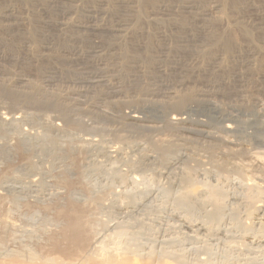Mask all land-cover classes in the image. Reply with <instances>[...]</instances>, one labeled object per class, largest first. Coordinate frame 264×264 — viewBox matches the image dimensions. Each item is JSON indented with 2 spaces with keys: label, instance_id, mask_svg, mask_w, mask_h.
Returning a JSON list of instances; mask_svg holds the SVG:
<instances>
[{
  "label": "rangeland",
  "instance_id": "rangeland-1",
  "mask_svg": "<svg viewBox=\"0 0 264 264\" xmlns=\"http://www.w3.org/2000/svg\"><path fill=\"white\" fill-rule=\"evenodd\" d=\"M51 1L53 0H0V17H1L0 18V66H1L0 69L4 68V70H9L10 72L16 75L21 74L24 76H31L33 79L31 77H29V79L32 82L36 83V85L38 86L41 85L40 87L43 90L47 91L49 89L47 92L52 93L54 91V93H57L55 91H58L60 93L61 90L62 91H67V90L76 91L77 89L82 90L80 85L71 84L73 83V81L68 79V77L66 76L67 73H65L67 72L66 71L67 69L68 70L70 68L73 70L77 69L78 72L82 70L83 71L86 70L85 73L84 72L81 73L88 74L89 76H95L97 75L96 73H99L98 69L101 70V68L98 66L97 69L96 67H94V65L98 62L100 64H102V62L103 63L105 62L104 64H106V68H108L107 70L110 72V76L113 80V81L111 80V82H113L112 84L114 85L117 84V90L122 92V94L120 93V96H118L119 98L117 97L116 100L114 99V102L118 103V104L115 103L117 104L116 107L113 106L115 104H112L110 106L111 107L110 109L114 112V114L116 112L115 115L120 116V113L122 112L123 109L124 110L127 109L126 111H129L132 109L135 110L136 108L137 112H139L142 115L144 114L143 116L153 120L154 119L157 120L160 119L159 112H152L150 110L149 111L143 110V112H141L140 109L137 108L134 103L139 102L138 100H140L142 95L145 93L143 92L145 88L153 89L155 88V85H157L160 82V78L157 77L158 75L155 78L154 75H150V73H147L149 72V69L152 68V63H156V59H159L158 56L161 59L164 58L167 59L169 56V59L166 60L167 63L164 64V66L165 65L166 66L163 67L162 70L163 73L164 71H166L165 75L174 78V79L173 78L170 79L169 77L170 81L168 82H170L171 85L179 86V84L186 82L189 84L192 83L190 84V86H194L192 87V89L194 88V90L197 89L196 87H199L198 90L205 88H206L205 90H207L208 88L215 90L217 88L216 91L219 88H221L219 89L220 91L218 90L216 93L218 94V96L214 98V101L216 100L215 103L218 104L220 107L224 108V111L221 114L213 112L212 110H209L207 108L205 109V108L195 107L190 112H187L186 115L191 119L194 118V120L198 119L206 123L208 122L211 126V132L214 135L217 134L216 135L217 137L219 138L221 137L220 139L224 138L223 140L226 139L227 141H230L233 144L235 143V145H240L243 143L242 145L246 146V148L248 149L246 151V155L249 157L250 156L257 157L256 155L262 154V152L264 153V127H262L264 126L263 123L264 107L252 109L249 112L244 113L243 111L240 112L241 110L236 109L237 105L239 104L238 103L239 100L232 99L233 94L234 95L236 94V92L234 93L233 90L235 86H236V90H238L237 85L235 84L243 83L242 85L246 86L244 87L245 88L244 90L246 92L248 91L247 92L248 94L246 93V97L248 98L246 99L249 100L250 98H253L255 95L254 98H258L259 101L262 100L261 103L264 106V88H263L264 87V83H263L264 82V62H263L264 37L259 35V31L261 30L258 31L257 29V31H254L252 43L251 42L249 43L248 40H246L239 33L240 29H247V30L253 28L255 29L254 25L257 24H260V26L264 29V0H233V4H231L230 0H162V1L156 0L151 4L150 3L144 4V0H129V1L127 0V2H130L133 5L132 6L130 4L129 5L130 8L126 5L122 4L124 6L123 7L121 4H119L120 0H72L73 2L71 3L68 1L62 4L57 2L56 3L57 5L54 6L48 5L49 2ZM122 1H126V0H122ZM157 1L165 2L168 5H172V6L174 5L173 6L174 9L170 11H167L168 10L167 9L166 12L163 9L154 10L155 8L153 6H155L154 4ZM180 2H191L192 3V4L190 3L191 8L192 6L193 8L189 11L191 12L193 10L194 13L209 11L211 9V6L213 5V2L215 3L219 2L223 4H222V8L219 11V14H214L212 16L213 18L207 19L206 21H203L201 23L200 21L198 22L196 20V17L193 12L190 13V12H186V10L178 9L177 7H180V5L178 6ZM6 7L14 8L13 9V11L15 12L14 15L18 19V21L15 22L14 20L8 21V19L4 18L5 14H3L2 16V12L3 10H5ZM86 11H89V13H86ZM97 11H100L102 14L100 12L98 14ZM160 11L161 13L158 15ZM94 12L97 14L94 15L95 14ZM104 12L105 13L108 12V13L105 14ZM188 13H190L191 15ZM91 14H93L94 16ZM87 15H89L91 19ZM95 16L98 19L95 18ZM123 16L124 19L127 18V21H129V24H131L130 29L135 27L136 29L139 30L157 32V36L160 34L164 35L165 33L164 38L166 40L165 39H159L160 41L152 40L150 42V45L145 51L143 50L134 51L133 48L135 46H136L135 48L143 47V43L146 42L145 36H140L142 38L140 37L138 38L128 35L127 38L119 39L117 36H113L110 33L106 34V31L108 30L111 31L115 29L119 21L123 20V19L119 20ZM73 25L74 27L76 25L77 26L81 25L80 27H83L85 25V27L91 30H86L87 32H84L85 31L84 30L83 32H78L75 34L73 30H71V27L72 29L74 28ZM206 27L211 29H217L220 31H227L232 33L234 32L235 37L234 34L232 33L231 34L232 37L237 39L236 42L239 45L238 47H240L239 50H237V52L234 51V49L232 50L230 49V51L227 50L224 51L223 48H221V46L210 47L206 45V47H204L202 43L205 41H202L196 44V46L199 47L197 48L198 49V53H197L191 47L188 48L185 45L181 46L180 45L181 43H179L178 41L177 43H175L176 37H178L181 31H184L185 29H190L193 32L199 33L201 32L202 28H206ZM94 28H96L95 31ZM163 40L167 41L168 44ZM125 44L126 47L124 46ZM166 44L168 45L167 47L165 46ZM122 45L123 47H121ZM155 45H158V47L160 48L159 49L160 51L158 50V47H157L158 51L153 50L154 52L153 54L155 55L157 54L156 56L151 54L152 53L151 48L154 47ZM201 45L203 48H200ZM162 47L168 51L166 50L162 51L161 50ZM248 49L250 50L249 53L247 52ZM169 50L171 51L170 53ZM178 50H180V52ZM191 50L193 51L191 52ZM244 51L245 53L247 52L246 54L249 57L247 58L248 62L249 59L250 60L253 59L250 62L251 64L248 62L245 63V61L241 59H236L238 57L237 55L239 54V52L243 56L245 54L243 53ZM127 52L129 55H127ZM182 52H184V55ZM228 52L230 53L226 54ZM233 52L236 53L234 54ZM250 53L251 54L253 53L254 55L253 54L251 55ZM92 54L95 56H90ZM130 54L131 55L133 54L132 57H130L131 56ZM162 54H164L165 57H163ZM134 55L135 56L138 55L137 56L138 58L135 57L137 58L135 60H138L140 57L138 61L140 62V64L138 66L141 67V70H139V72L137 73H134L127 67L131 61H134L133 59L132 60L130 59L133 58ZM145 55L148 57L146 58ZM221 55L224 57V59L222 58L223 61L220 67H217L216 65L213 67L214 58L219 57ZM231 55L233 56V58L234 56L235 57L237 56L234 61ZM97 56L99 57L96 58ZM152 56L154 57L152 58ZM181 56H183L184 58ZM254 57H255V61H254ZM150 58L151 60H149ZM114 59H116L117 61ZM172 59L174 61H171ZM126 60L128 61L130 60L129 63H126ZM147 61L149 63H146ZM170 61L174 63L176 62V64H173L172 66ZM64 62H68V63L70 62L72 64L65 65ZM91 62L92 65L90 64ZM193 62H194V66H193ZM224 62H226V64L222 65L224 64ZM80 63L82 64L84 63L83 67L82 64ZM187 63H189L188 65L190 66H187ZM156 65L157 64H154L153 67H155ZM175 65L176 67H174ZM246 65L247 66L251 65V66L247 67ZM63 66L64 68H62ZM87 66H89L90 69H88ZM61 68L65 71L61 70ZM78 68L79 69L82 68V69L79 70ZM93 68H96L98 71L95 69L94 71ZM220 68L222 71H220ZM47 70L53 72L56 81L59 82L54 81L56 84L54 83L52 85H49L46 82H44L41 79V77L43 76L42 75L43 72H46ZM146 70L147 72H145ZM238 70H240L239 73ZM89 71L91 73L93 72L94 75L89 74ZM145 73L150 75V78L148 75L146 76ZM136 74L139 77L141 76L140 79L142 77L146 79L145 80L142 78V82L140 86L139 84L134 85L136 83L132 82V77L129 78V76L132 75L136 76ZM236 74L239 75L235 77L234 75ZM241 76L242 79H239L241 78ZM152 77L155 78V79L153 78L155 82L152 80ZM219 77L221 78L223 77L222 81L218 80V84L220 83L218 85L219 87L215 86L214 89V87L213 88L211 87L213 86L212 84L211 86L210 84L209 86H207L208 84L205 81L210 80L211 78L213 79L216 78L215 80H217L219 79ZM78 79H76L74 82H76ZM174 80L176 84L174 83ZM241 80H243V82ZM224 81L226 82L224 83ZM81 82H83V79ZM143 82H145L144 85ZM204 82L206 83V85H203L205 84ZM68 86L69 88H67ZM77 86L78 88H76ZM106 87L107 86H101L100 88L99 87L93 88V91H91L93 93L90 92V90H92V87L91 89L85 87L84 90L86 92L88 91L87 95H85L86 97L85 101L91 100L92 102L94 100H97L99 96L100 97L98 99L101 100L103 99L105 101L106 99H108L109 101L110 100L109 97L111 96V94L109 92V89H107ZM99 89L105 90V93L104 91H101ZM226 89L230 90L229 91L230 95L224 92ZM95 92L98 93L100 92V95L98 93L95 94ZM147 93H149V91ZM219 94L223 95L224 97ZM226 94L229 95L230 97L232 94V98H229V96H227ZM144 95L142 99L144 98ZM93 97L95 98L93 99ZM126 97L130 101H128ZM133 98L134 99L137 98V100H134ZM234 98L237 97L234 96ZM243 103H245V101ZM4 107L7 106L5 105ZM36 107H37L36 105L29 106V108H36ZM9 108L7 107V109ZM15 109L21 110L23 108L20 109L15 108ZM9 110L12 109L10 108ZM49 110L50 109L47 110L38 109V112L41 114L45 112L44 115L46 117V120L48 121L51 118L50 122H52L54 120L52 118H57L58 116L56 113L52 112V110L50 111ZM52 113H54V115ZM229 122L231 124H229ZM226 124H229L230 127L232 126V128L228 130L225 129L224 127ZM21 126H22L21 128L22 130L29 129V126L26 123L21 124ZM37 131H39V129H37ZM157 137L155 141L157 140L158 143L159 142L162 143L163 141L162 137L163 139L165 138L164 141H166L167 140L166 138L168 136L166 132H163L161 135H159L158 138ZM12 138L14 141L11 139L12 141L9 140V142L11 143L12 146L13 145L15 146L18 143L17 141L18 137L16 135L15 136L13 135ZM118 145L120 146V144ZM80 148L78 154L74 155L73 156L74 158L72 157L74 160H73V166L71 167H74L75 165L73 169L71 167L66 166L68 163L67 164L65 162L60 163V161H58L50 164L49 162L52 161L49 160H47L48 162L46 161L43 165L36 167V163L38 162V159L36 158L31 159L32 161H34V162L31 161V164L35 163V165L34 164L33 165L35 166L36 169V171L33 172V176L35 178L36 177L38 178L35 179L34 177H32V179L38 181L43 180L42 176L44 175L45 176L44 180L45 182H47L48 185L54 186L57 184L58 186L60 184L58 186L61 188L60 189L61 195H59V197H56L55 195V197L51 198L52 200L47 199V202L45 201L46 199H44L43 201V198L41 197L40 194L36 195L37 197L30 194L24 196L21 195V197L20 196L17 197L18 193L16 196L14 189H16V191L19 190L18 185L16 186V184L12 185L11 183H7L5 186L12 189L10 193H9V189L7 191L5 188H2V186H0V190H1L0 191V261H8L10 258V253L14 250L24 249L29 247L37 248V250H39L40 257L37 258L36 260L37 263H42L43 261L46 260L52 261V258H58L60 260H64V258L62 257V255L64 254L51 250L50 244L48 243V237H61L60 235L63 232L64 226L60 221L61 215L58 214L64 213L60 211H66L70 203L69 201L68 202L66 201L68 200L66 199L68 197V193H67L68 190L66 189V187L64 188L62 187L64 185L61 183L59 177L63 173L67 175V177L70 180L69 182L73 186H76L78 191H81L82 194L84 195V199L82 200L80 198L76 206L81 208L80 214L82 220L88 221V223L87 222L85 223H87L88 226L87 235H88L89 243L87 246V250L85 252L83 251L84 253H80L79 254L80 256L83 255L85 258L86 257L106 258L108 256L110 257L121 256L126 253V256L128 257H135V256L144 257V256H148L149 254H152L153 257L158 258L159 256H166L169 253H176L182 255L186 261H189V264L190 262L191 264H193L195 263L196 258L198 257L199 259L204 258L203 255H198L204 253V248H206L211 254L215 256V258L214 256L212 257L215 262L220 261L221 255L225 253L228 254L231 253L232 259H235L236 257L239 256L237 254L239 249H240L239 251L240 253L241 252L242 254L245 253L244 248L238 246L237 245L238 243L236 241L234 242H236L237 244L231 242L232 238L238 237L239 234L233 228L231 221L228 219L229 216L227 215H230L232 212H236L237 214H239V217L242 218L243 220L245 215L244 212L247 211L249 208L251 209V207L249 206L260 207L262 205L261 203L264 200V188L262 187L261 188L262 191H259V193L258 191L256 192L252 190V185H251L252 183L251 181H248L249 177L247 175L246 176L248 178H245L246 176L244 175L242 176L241 173L238 175V173H234L233 171L231 172L227 170L224 173L221 172L222 174H220L218 172L214 173L205 170L201 171L199 168H198L199 170L198 172L196 170L197 167L192 168V166L190 170L187 171L184 170L183 173L185 174L182 175L181 171H179L178 169H172L168 171L163 170L159 167L150 166L149 163H147L144 160L141 162V165L137 166V162L140 161L138 155L129 156V154H127V156L126 155L123 156L124 159L122 160L117 158L116 156H112V158L111 157L108 158L107 156L106 157L101 156L100 154H96V153H92L93 155L87 154L85 153V149H82L84 147L80 146ZM222 148H225L226 150V147L222 146ZM24 156L25 155L23 154L20 155L19 153L15 158V162L11 164V166L9 164L6 167L7 163L6 164L0 163V176H2L3 174H8V172H10V169L14 166V164L17 165L19 162L25 163V159L24 161L22 159L25 158ZM125 162L127 164H125ZM134 163L137 166V168L131 166ZM69 168L71 169L67 170ZM192 169H194V171H191ZM41 171L42 173L47 172L48 174L47 173H46L47 175L44 173L42 174L40 173ZM186 172L189 173L192 172V173L190 174L187 173L188 175H186ZM260 173H261L260 178L264 179V166L262 167ZM180 176L181 177L188 176L189 179H191V183L193 184L192 190L195 189L194 191L191 192V194L193 197L192 202L194 204L193 205L194 208L192 210L196 215V219H199V217L202 218L204 215L203 213L211 209L210 206L209 207L207 206V201L209 200L210 194L212 192H215L220 195L221 198L220 203H222L225 211L224 213L227 216V218L225 216L222 223L220 224V229L226 228L227 232L225 236L229 238L221 242H216L214 240L215 238H213L214 236L210 234L209 235L206 234L207 236L199 234L197 236L194 235V237L196 236L195 238H193L196 240L195 243V240L192 239L193 235H191L190 233L189 235L187 233L186 236V234H184L186 232H183L181 229L179 230L177 224L172 220L171 214L176 212L175 211L176 209L174 210V208H176L175 205H176L177 197L183 195L182 191L184 192V189L180 187L181 185L179 180V178L181 179ZM1 188L4 190H2ZM60 192L58 193L60 194ZM255 192L256 194L259 195H256ZM249 197H251L252 199ZM129 198L133 199L137 204L135 205L133 204L134 206L130 205L128 207V202L131 201ZM205 202L206 204H204ZM131 207L133 209H131ZM49 216L54 221L56 219V221L55 222L53 220H51L52 222L46 221L47 220L46 217ZM234 238L233 240H235ZM232 244H234L233 247ZM235 245L238 247H235ZM91 246L94 248H92ZM185 248H193L195 250L191 249V251L190 250L185 251ZM253 248L256 249L257 247H253ZM255 249L254 251L257 252L255 253L258 255L259 252L260 254L261 250L258 248H257L258 250ZM78 258L81 259L82 257H78Z\"/></svg>",
  "mask_w": 264,
  "mask_h": 264
},
{
  "label": "bare ground",
  "instance_id": "bare-ground-1",
  "mask_svg": "<svg viewBox=\"0 0 264 264\" xmlns=\"http://www.w3.org/2000/svg\"><path fill=\"white\" fill-rule=\"evenodd\" d=\"M55 1L53 0V1L49 2L48 5L54 6V5H57L56 4L57 2L61 3V4L64 2H67V1L70 3L73 2L72 0H58V1L55 0ZM155 1L156 0H144V4H148V3L151 4L152 2H155ZM161 1L160 2L157 1L158 3L156 2L154 4L155 5V6H153L155 8L154 10H156V9L162 10L163 9L166 12L167 9H168L167 11L174 9V7H173L174 5L173 6L168 5L167 3L161 2ZM230 1H231V4H233V0H230ZM104 2H106V1H104ZM119 2H120L119 4H121V5L123 4V5H126L128 7L131 4L130 2H127V0L126 1L120 0ZM219 2L218 3L213 2L211 9L207 12L194 13L193 10L191 12L194 13L196 20L198 22L200 21L202 23L203 21H206L207 19L213 18L212 16L214 14H219V11L222 8V4H223V3L221 4ZM117 3H118V1H117ZM190 3L191 2H180V4H178V6L180 5V7H177V6H175V7H177L178 9L186 10V12H190L189 10H191L193 8V6L191 8L192 3L191 4ZM188 4H190V5H188ZM162 5H164V6H162ZM13 9L14 8H12V7H6L5 10H3V12H2V16H3V14H5L4 18L8 19V21L14 20V22H15V21H18V19L15 17V15H14L15 12L13 11ZM138 10H139V8H138ZM97 12L99 14L100 11H97ZM195 12H197V11H195ZM86 13H89V11H86ZM107 13H105V14H107ZM160 13H161V11L158 13V15ZM190 13H188V14H190ZM193 13H192V15H193ZM93 14H91V15H93ZM96 14L97 13H95L94 15H96ZM87 16H89V15H87ZM221 17H222V14H221ZM4 18H2V19H4ZM89 18L91 19L90 16H89ZM95 18H97V17L95 16ZM155 18H154V20H155ZM87 20H88V17H87ZM119 20H122V21H119L118 25L116 24L117 26L115 25L116 27L114 30H111V31L105 30L106 34L110 33L113 36H117L119 39L120 38H127L128 35L133 36V37H138V38L140 36H145L146 38L145 37L144 38L146 39L145 40L146 42L143 43V47L135 48L136 47L135 46L134 47L135 49L133 48L134 51H139V50L145 51L148 48V46L150 45V42L152 40L160 41L159 39H165L164 38L165 33H164V35L160 34L157 36V32L139 30V29H136L135 27L130 29L131 24H129V21H127V18L124 19V16L122 18H120ZM86 22H88V21H86ZM156 23H154V24H156ZM82 24H84V23H82ZM60 25H62V24H60ZM80 26L76 25L74 27V25H73L74 28L72 29V27H71V30H73V32L75 34L78 32H83L84 30H85L84 32H87L86 30H91V29H88L87 27H85V25L83 27H80ZM254 26H255V29L253 28L250 30H247V29H240L239 30L240 31L239 33L241 34V36H243L246 40H248L249 43L250 42L252 43L254 31H257V29H258V31L261 30V31H259V35L264 37V29L260 26V24H257ZM92 27H94V26H92ZM95 29L96 28H94V31H95ZM99 29H101V28H99ZM105 29H107V28H105ZM155 30H158V29H155ZM102 31H104V30H102ZM196 33L197 32H193L190 29H185L184 31H181L179 33V35L177 34L178 37H176L175 43H177V41H178L179 43H181L180 44L181 46L185 45L188 48L191 47L197 53H198L197 48H199V47L196 46V44L198 42H202V41H205L202 43V45H204V47H206V45H208L210 47L211 46H215V47L221 46V48H223L224 51L225 50L230 51V49L231 50L234 49V51L237 52V50H239V48H240V47H238L239 45L236 42L237 39L234 38L235 37L234 32L232 33V32H227V31H220L217 29H211V28L206 27V28H202L201 32H199L197 34ZM231 33L234 34V37H232ZM140 38H142V37H140ZM115 39H117V38H115ZM121 40H123V39H121ZM164 42L167 43V41H164ZM167 44L165 45L166 47L168 46ZM202 45L200 48H203ZM124 46L126 47V44ZM121 47H123V45ZM157 47H158V45H155L154 47L151 48V52H152L151 54L154 53L153 50L154 51L157 50ZM159 49L160 48L158 47V50ZM259 49H261V48H259ZM161 50L165 51L166 49H164L162 47ZM193 50H191V52ZM248 50H247V52L249 53L250 50L249 51ZM130 51H128V52H130ZM166 51H168V50H166ZM178 51L180 52V50H178ZM128 52H127V55H129ZM170 52L171 51L169 50V53ZM93 53H96V52H93ZM161 53H163V52H161ZM182 53L184 55V52H182ZM229 53L230 52H228L226 54H229ZM243 53H245V51ZM246 53L242 56L241 53L239 52V54L237 55L238 57L236 56L237 58L235 56L233 58L232 55H231V57L233 58V61L236 58V59H241V60L245 61V63H247L248 62L247 58H249V57ZM144 54H145V52H144ZM148 54H146V55H148ZM164 54H162L163 57H165ZM132 55L130 57H132ZM135 55H136V53H135ZM135 55L133 56V58L127 57V58H130L131 60L133 59L134 61H131L129 63L130 60L129 61L126 60V63H129V65L128 66L126 65V66L128 67V69H130L134 73H137V72H139V70H141V67L138 66L140 64V62H138L140 57L138 60H135L138 58L137 57L138 55L137 56H135ZM153 55H155V54H153ZM240 55H241V57H240ZM90 56H95V55L92 54ZM139 56H140V54H139ZM221 56L214 58L213 67L215 65L217 67H220V65L224 59V57L223 56L221 57ZM98 57L99 56H97L96 58H98ZM135 57H137V58H135ZM147 57L148 56H146V58ZM153 57L154 56H152V58ZM181 57H183V56H181ZM158 58L159 59H156V63H152V68L149 69V72H147V70L145 72L150 73V75H154L155 78L158 75L157 77L160 78V82L157 85H155V88H153V89L145 88V90H143V92H145L144 93L145 95L143 94L144 98L142 99V97H143V95H142L140 100H138L139 102L134 101L135 102L134 104L136 105L137 108L140 109L141 112H143V110L144 111L150 110L152 112H159L160 113V117H159L160 119H157V120H155V119L153 120V119H150V118L143 116L144 114L142 115L139 112H137L136 108H135V110L132 109L129 111H126L127 109L124 110L122 108L123 110L120 113V116H116L115 115L116 112L114 114V112L110 109L111 108L110 106L112 104L117 103V102H114V99L116 100V98L118 96H120V93L122 94V92L117 90V84H115L116 86L114 84H112L113 83V82H111L112 78L110 76V72L107 70L108 68H106V64H104L105 62L104 63L102 62V64H100L99 62L96 63L98 65L93 64L94 67L97 68L99 66L101 68V70L97 68L99 71L96 68H93V70L95 69L99 72V73H96L97 75H95V76H89L88 74H84L86 72L85 69H84L85 71L82 70V71L78 72L77 69L73 70L70 68L71 67L70 66L69 67L70 69L69 70L67 69L66 70L67 72H65V73H67L66 76L68 77V79L73 81V83H71V84L80 85L82 90H78V89L76 90L74 88L76 91H70V90L66 89L67 91L61 90L60 93L58 91H55L57 93H54V91L53 92L51 91L52 93L47 92L49 89L47 91L43 90L40 87L41 85L38 86V85H36V83L32 82L29 79V77H31V76H24L21 74L16 75V74H13L12 72H10L9 70H4V68L0 69V163H2V164L7 163L6 167L9 164L11 166V164H13L15 162V158L19 153H20V155L21 154L25 155L24 156L25 158H22L23 161L25 159V163L19 162L20 164L18 163L17 165H15V164H14V166L12 165L13 167L10 169V172H8V174H3L2 176H0V186H2V188H5L7 191L9 189V193H10V191H12V189L6 187L5 185L7 183H11L12 185L16 184V186L18 185L19 190L16 191V189H14L16 196L18 193L17 197H19V196L21 197V195L24 196L27 194L28 195L29 194L34 195V196L40 194L41 197L43 198V201H44V199H46L45 200L46 202H47V199L52 200L51 198L55 197V195H56V197H59V195H61V192H60L61 188L58 187L60 184L58 186L56 183H55L56 185H54V186L48 185L47 182H45V180H44V178H45L44 175H43L44 177L41 175L43 180H39V181L35 180L37 178V177L35 178L33 176V172L36 171L35 166H34L35 163H33L34 165L31 164V161H32L31 159H34V158L38 159V162L36 163V167L43 165L47 160L52 161V162H49L50 164L58 162V161H60V163L65 162L66 164L68 163L66 166L71 167V166H73V160H74L73 156L78 154L79 150L81 149L80 146H82V147H84L82 149H85V153H87V154L96 153V154H100L101 156H105V157L107 156L108 158L109 157L112 158V156H116L117 158L123 160L124 155H126V156H127V154H129V156L130 155H138L140 158V161L137 162V166L141 165V162L144 160L147 163H149L150 166L159 167L163 170L168 171V170H172V169H178L179 171H181L182 175L185 174V173H183V171L184 170H186V171L190 170L191 166H192V168L197 167L196 170L198 172H199L198 168L201 171L205 170V171L214 172V173L218 172L220 174H222L221 172L224 173L227 170L231 171V172L233 171L234 173H238V175L240 173L242 174V176L247 175L250 179L247 176L245 178H248V181H251L252 190H254L256 192L258 191V193H259V191H262L261 188L262 187L264 188V186H263L264 185V179L260 178V174H261L260 171H261L262 167L264 166V153L262 152V154L256 155L258 158L257 157H251V156H250L251 157L250 158L249 156L246 155V151L248 149L246 148V146L242 145L243 143L242 144L239 143L240 145H235V143L233 144L230 141H227L226 139L223 140L224 138L220 139L221 137L219 138L216 136L217 134L214 135L211 132V126L208 122L206 123V122L200 121L198 119L194 120V118L191 119L190 117H188L186 115L187 112H190L195 107H197V108L200 107V108H205V109L207 108V109L212 110L213 112H216L219 114H221L224 111V108H222L218 104H216L215 103L216 100L214 101V98H216L218 96V94H216L217 91L219 89H221V88H219L216 91L217 88L215 89V86L217 87L220 84V83L218 84V80L222 81V78L224 76L222 78L219 77V79H217V80H215L216 78L215 79L211 78L210 80L205 81L208 84L207 86H209V84L211 86V84H212L213 86H211V87L212 88L214 87L215 90H213L211 88L210 89L208 88L207 90H205L206 89L205 87H204L205 89H200V90H198L199 87H196L197 89L194 90V88L192 89V87H194V86H190V84H192V83L189 84L186 82L179 84V86L171 85V83L168 82V81H170L169 80L170 76L168 77L167 75H165L166 71H164V73H163V70H162V68L166 66V65L164 66V64L167 63L166 60L169 59V56L167 59L166 58L161 59L159 56H158ZM114 60H116V59H114ZM149 60H151V58ZM252 60L249 59L248 63H250ZM148 61L146 63H149ZM171 61H174V60L172 59ZM171 61H170V63L172 64V66H173V64H176V62L174 63ZM254 61H255V57H254ZM94 62H96V61H94ZM153 62H154V59H153ZM186 62H184V63H186ZM108 63H110V62H108ZM47 64H49V63H47ZM64 64L70 65L72 63L64 62ZM80 64H82V63H80ZM83 64H82V67H83ZM90 64L92 65V62ZM154 64H157V65L155 67H153ZM162 64H163V66H162ZM188 64L189 63H187V66H190ZM225 64H226V62H224V64H222V65H225ZM76 65H77V63H76ZM78 66H79V64H78ZM178 66H179V64H178ZM193 66H194V62H193ZM250 66H247V67H250ZM43 67H45V66H43ZM87 67H88V69H90L89 66H87ZM170 67H171V65H170ZM174 67H176V65ZM62 68H64V66ZM62 68H61V70H63ZM76 68H77V66H76ZM84 68H86V67H84ZM252 68H254V67H252ZM52 69H55V68H52ZM81 69H79V70H81ZM164 69H167V68H164ZM48 70L46 72H43V74H42L43 76L41 77V79L49 85H52L55 82H59V81H56V79L54 77V73L51 71H48ZM50 70H51V68H50ZM109 70H110V68H109ZM63 71H65V70H63ZM220 71H222L221 68H220ZM223 71H224V69H223ZM81 72H84V73H81ZM239 72H240V70H238V73ZM140 73H142V72H140ZM89 74L94 75V73L93 72L91 73L90 71H89ZM125 75H126V73H125ZM147 75L148 74H146V76ZM150 75H148L149 78H150ZM238 75L236 74L234 76L236 77ZM142 76H143V74H142ZM131 77H132V82L136 83L134 85L139 84V86H140L143 77L140 79L141 76L139 77V76H137V74H136V76L135 75L129 76V78H131ZM75 78L76 79L79 78L78 80H80V81L77 80L76 82H74L76 80ZM81 78L83 79V82H81L82 81ZM153 78L154 77H152V80H153ZM171 78H173V77H170V79ZM143 79H145V78H143ZM176 79H178V78H176ZM239 79H242V76ZM239 79H237V80H239ZM175 80H174V83H175ZM179 80H180V78H179ZM186 80H188V79H186ZM226 81H228V80H226ZM226 81H224V83ZM241 81L243 82V80H241ZM241 81H240V83H241ZM144 83L145 82H143V85H144ZM177 84H178V82H177ZM242 84H237V83L235 84V85H237L238 90H236V86L234 89L231 88L234 90V93L236 92L235 95L233 94V98H232V94H231V97L229 96L230 90L226 89L227 92H226V90L225 91L222 90L225 93L229 94V95L226 94L227 96H229V98L239 100V102H238L239 104L237 105L236 109L241 110L240 112L243 111L245 113V112H249L252 109L264 107L261 103L262 100L259 101L258 98H254L255 95H254V97L252 96L253 98H250L249 100L246 99V98H248V97H246V93L248 91L246 92L244 90L245 89L244 87H246V86H243ZM203 85H206V83ZM101 86H107L106 88L109 89V92L111 94V96L109 97V99H110L109 101L106 98H104V99H106V101L103 99L102 100L98 99L100 96L97 98V100H94L92 102L90 99H89L90 101H87V100L85 101V98H86L85 95H87V93H88V91L86 92L84 90L85 87L90 88V89L92 87V90H90V92H91V91H93V88H98V87L100 88ZM52 87H54V86H52ZM67 88H69V86ZM76 88H78V86ZM71 89H72V87H71ZM101 89H99V90H101ZM107 89H106V91H107ZM147 90L149 91V93H147L148 92ZM101 91H104V93H105V90H101ZM91 93H93V92H91ZM97 93L98 92H95V94H97ZM98 94L100 95V92ZM105 95H107V94H105ZM219 95H221V94H219ZM223 95H224V93H223ZM223 95H221V96H223ZM234 96L237 98H234ZM95 97H93V99ZM121 97H124V96H121ZM126 99L128 101H130L127 97H126ZM100 100L103 102H101ZM134 100H137V98H135ZM122 101H124V100H122ZM244 101H245V103H243ZM117 104H115L113 106L116 107ZM5 105L8 108L10 107L12 110H9L10 108L7 109V107H4ZM30 105H32V106L36 105L37 107L36 108H29ZM24 106H25V108H24ZM15 108H17V109L23 108V109L16 110ZM233 108H234V106H233ZM38 109H42V110L50 109V110H52V112L56 113L58 117L56 116L57 118H52V119H54L52 122H50L51 118L49 117L50 120L47 121L46 117L44 115L45 112L41 114L38 112ZM54 113H52V114L54 115ZM49 114H50V112H49ZM21 116H22V118H21ZM49 118H47V119H49ZM23 123H26L29 126L28 130L27 129L26 130L21 129L22 128L21 124H23ZM240 123H241V121H240ZM229 124H231V123L229 122ZM229 124H226L224 128L227 130L232 128V126L230 127ZM262 127H264V126H262ZM24 128H27V127H24ZM37 129H39V131H41V132L37 131ZM219 130H220V128H219ZM32 131H34V132H32ZM163 132L167 133V136H168L166 138L167 140L164 141L165 138L163 139V137H162V140H163L162 143L161 142L158 143L157 140L155 141V139L157 136L159 137V135H161ZM13 135L14 136L16 135L18 137V140H17L18 143L16 142L17 144L15 143L16 144L15 146L14 145L12 146L11 143L9 142V140H11V139L13 140V138H12ZM160 139H161V137H160ZM118 144H120V146ZM222 146L226 147V150H225V148H222ZM82 153H80V154H82ZM129 156H128V158H129ZM16 161H17V159H16ZM32 162H34V161H32ZM127 163H128V161H127ZM127 163L125 162V164H127ZM131 166L137 168L135 163L132 164ZM74 167H75V165H74ZM74 167H71V168L73 169ZM71 168H69L67 170H70ZM38 171H39V169H38ZM38 171H37V173H38ZM191 171H194V169H192ZM40 173H42V171ZM46 173H44V174H46ZM187 173L190 174L192 172H190V173L186 172V175H188ZM174 174H175V172H174ZM32 177H34L35 179H32ZM59 177H60L61 183L64 185L62 187L63 188L66 187V189L68 190V192H67L68 197L67 198L65 197V198L68 199L66 201L67 202L69 201L70 203H69V207L66 209V211H60V212H64V213L61 214L59 212L60 214H58V215H61L60 221L62 222V224L64 226L63 232L60 235L61 237H48V243L50 244L51 250L64 254V255H62L64 260H60L58 258H52V261L46 260V261H43L42 263H37L36 260L38 257H40L39 250H37V248L29 247V248L17 249V250L12 251L10 253L9 260L8 261H0V264H189V261H186L182 255H179L176 253H169L166 256H159L158 258L153 257L152 254H149L148 256H144V257H137V256L128 257V256H126V253L125 254L122 253L123 255L120 254L121 256H114V257L108 256L106 258L105 257H103V258L86 257L85 258L83 255L80 256L79 255L80 253H84L87 250V246L89 243L88 242V235H87L88 234V231H87L88 221L82 220V217L80 214L81 208L76 206V204H78L80 198L82 200L84 199V195L82 194L81 191H78L76 186H73L69 182L70 180L65 173H63ZM21 178H23V179H21ZM177 178H179V177H177ZM23 180H25V181H23ZM179 180L181 183L180 187H182L184 189V192L182 191L183 195H181L180 197H177L176 205H175L176 208H174V210L176 209L175 210L176 212L171 214L172 220L177 224L179 230L181 229L183 232H186V233H184V234H186V236H187V233L188 234L190 233L191 235H193L192 239L195 238L199 234L204 235V236H207L210 234V235L214 236L213 238H215L214 240L216 242H221V241H224L225 239L229 238V237L225 236L226 232H227L226 228L220 229V224L222 223L223 219L226 216V214L224 213L225 211H224L223 205H222V203H220V200H221L220 195L218 193L212 192L209 196V200L207 201V206L208 207L210 206L211 209L205 211L203 213L204 215L202 218L199 217V219H196V215L194 214V212L192 210L194 208V206H193L194 204L192 202L193 197H192L191 192L194 191L195 189L192 190L193 184L191 183V179H189L188 176H185V177L183 176V177H181V179L179 178ZM3 184H4V186H3ZM63 188H62V190H63ZM2 190H4V189H2ZM58 192H60V194ZM256 192H255V194H256ZM11 193H13V192H11ZM2 195H3V193H2ZM256 195H259V194H256ZM33 198H35V197H33ZM249 198H251V197H249ZM130 200L131 201L128 202V207L130 205L137 204V203H135V201L133 199H130ZM204 204H206V202ZM261 204L262 205L260 207L249 206V207H251V209L249 208L247 211H245L246 213L244 212L245 215H244L243 220H242V218L239 217V214H237L236 212H232L230 215H227V216H229L228 219L231 221L233 228L239 234L238 237H236V238L233 237L235 240H233V238H232L231 242L233 243L234 241H236L238 244L236 242H234L235 244L244 248V252H245L244 254H242V252L240 253L239 252L240 249H239V251L237 250L239 252V253L237 252V254L239 256L236 258L234 257L235 259H232L231 253L230 254L225 253V254L221 255L220 261L215 262L212 258L214 255L211 254L206 248H204V253L198 254V255H203L204 258H202V259H199V257L196 258L195 259L196 261L193 264H264V200L262 201ZM138 205H140V204H138ZM141 206H144V205H141ZM131 209H133V208L131 207ZM227 216H226V218H227ZM46 219H45L46 221L53 220L52 218H50V216L46 217ZM55 221H56V219H55ZM85 222H87V223H85ZM89 222H91V221H89ZM194 235H196V236L194 237ZM220 235L223 237H221ZM218 236H220V237H218ZM193 240H195V239H193ZM195 243H196V240H195ZM233 245L234 244H232V247H233ZM238 246L235 245V247H238ZM253 247H257L258 249H260L261 250L260 254L258 252V255H257L256 254L257 252L254 251L255 248H253ZM89 248H90V245H89ZM92 248H94V247H92ZM194 248H196V247H194ZM257 248L255 250H258ZM191 249H193V248H185V251L186 250L191 251ZM193 250H195V249H193ZM205 256H206V258H205ZM78 257H82V258L79 259ZM214 258H215V256H214ZM43 260H45V259H43ZM190 264H191V262H190Z\"/></svg>",
  "mask_w": 264,
  "mask_h": 264
}]
</instances>
